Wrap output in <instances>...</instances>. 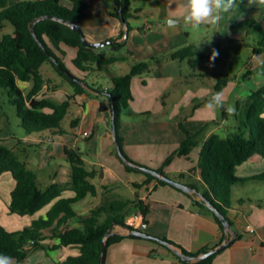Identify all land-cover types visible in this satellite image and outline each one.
<instances>
[{"label":"trees","instance_id":"obj_1","mask_svg":"<svg viewBox=\"0 0 264 264\" xmlns=\"http://www.w3.org/2000/svg\"><path fill=\"white\" fill-rule=\"evenodd\" d=\"M60 1L0 0V26L6 21L13 26L12 33L4 34L0 38V123L3 120L9 122L6 109L11 110L9 107H14L18 126L26 136L42 133L55 136L67 132L61 127V122L68 113L70 100L73 99V96H68L61 103L46 97H38L46 84V79L41 73V67L44 63L49 62L58 74L75 88L76 93H83L85 85L106 94L107 101H100V110L112 112L117 128L116 140L123 154L132 163L138 164L129 158L123 149V138L119 133L120 111L127 108L133 99L132 78L148 72L149 64L146 61L134 63L130 72L125 75L112 73L109 66L118 59L106 58L105 53L97 49H87L82 45L81 36L76 30L51 18L56 17L69 23L79 24L85 17L88 8L87 2L85 0H69L70 6H64L60 4ZM127 1L117 0V6L111 15L120 19L119 11L122 8V14L126 21L127 17H130L126 12ZM247 1L240 0V2ZM261 25L263 24L253 17H248L233 25L237 28L251 26L255 29L257 40L252 46L253 56H258L264 52V29ZM33 28L34 32L32 31ZM50 43L56 47L62 43L77 49L76 56L72 60L73 65L83 72L89 71L94 66L100 71L106 70L111 75V87L94 89L86 80L79 78L83 82V85H80L70 79L62 69H66L70 73L71 71L57 57L49 45ZM119 44L116 43L115 46L118 47ZM194 55H196L195 47L189 45L174 52L172 58L179 60L189 58L192 66L193 61L190 57ZM226 80V78L219 80L215 88L219 89L221 84L226 83ZM22 83H31V87L25 92L21 87ZM241 106L246 107V110L237 119V131L226 137L216 133L207 138L201 146L196 165L190 169L188 174L191 178L188 185L202 193L230 223L233 238L228 241L226 247L241 238V235L234 231V221L229 216L232 186L245 181L264 183V175L246 179L234 175L237 166L246 162L253 155L258 154L264 157V85L237 103L238 108ZM222 111L224 118L225 111L223 109ZM77 122L78 118L72 119L71 127H75ZM179 125L185 133V138L179 143L178 148L165 159L163 166L168 165L176 156L187 157L197 145L199 137L205 132V127L196 132H191L185 128L182 122ZM18 142L21 143L22 141L19 139ZM64 154L71 167L69 184L64 187L58 183H52L45 190H42L38 185L37 173L28 168L26 163L19 158L15 147L10 148L0 140V175L10 173L14 180V187L10 192L8 204L9 212L19 216L33 215L48 206L43 215L33 219L29 225H25L19 230L9 231L0 225V254L13 257L18 264L26 259L31 247L56 250L68 246H76L78 253L68 255L55 264H98L102 242L108 233L111 234L106 238L107 248L126 237L139 239L134 235L125 236L112 232L115 226L134 229L126 221L130 209H133L135 214L141 218L143 224H148L147 216L150 206L140 198L138 192L135 193V199L117 202L102 200L100 204L91 208L87 213L80 214L74 205L88 195L92 197L98 195V188L93 180L97 175L101 176V171L88 169L82 154L76 149L65 147ZM117 157L128 173L144 175L145 180L143 182L133 183L136 189L142 188L152 181L157 182L158 185L171 186L151 174L126 164L118 153ZM157 171L163 173L162 168ZM197 174L198 179L195 177ZM185 176L184 173L179 174L180 178ZM66 190L69 191L68 195H64ZM177 190L181 191L180 189ZM187 195L193 198L192 207L194 209L214 218L222 230V234L214 246L221 244L226 236L221 220L206 206L205 201L200 198L196 199L189 193ZM124 211L126 212L123 213ZM71 221L74 223L71 224ZM158 238L177 246L166 238ZM47 239H55L56 242L45 244ZM226 247L197 262L184 261L173 251H170L183 264H211L216 255ZM209 249V247H204L197 253H191L181 248L183 253L192 256Z\"/></svg>","mask_w":264,"mask_h":264},{"label":"rangeland","instance_id":"obj_2","mask_svg":"<svg viewBox=\"0 0 264 264\" xmlns=\"http://www.w3.org/2000/svg\"><path fill=\"white\" fill-rule=\"evenodd\" d=\"M86 2L89 8L85 12L84 19L79 23L86 38L93 43L109 40L115 42L116 36L113 39H108L105 35L110 34L113 25H121L117 19L110 16V13L117 6V0H87ZM170 2L172 0H128L126 12L130 17H127L126 20L128 32L122 27L124 41L120 42L116 49L114 48L115 43L97 49L104 52L106 58H110L112 55L121 58L109 66V70L116 75L128 74L130 65L133 63L143 60L148 61L149 71L134 76L131 83L134 100L130 103V106L138 113L133 112L132 108L128 107L127 110L123 108L121 110L122 115L129 113L130 116L134 117L130 119V124H124L120 131L123 133V131L129 132L131 130L134 133L133 138L147 141L146 151L148 153L158 155V153L163 152L166 157L173 152H169V150L176 144L177 137H185V133L179 127L180 122L186 124L187 127L194 128L201 124L210 126L214 124V120H218L219 122L223 121L224 126L217 131V134L220 132L222 133V135L219 134L220 136L226 137L236 132L237 119L246 110V107L241 106L238 108L237 103L264 85V52L258 56L252 54V46L257 40L255 29L251 26L233 27L235 23H239L249 16L263 23L264 5L250 3V0L247 2L238 0L236 7L223 14L218 26H201L199 30H194L184 25L180 16H178L179 9L176 7L177 5L172 6ZM60 4L70 6V1L61 0ZM261 26L264 29V25ZM12 31L13 26L11 23L4 22L0 26V38ZM152 32L154 33L150 35ZM150 42L154 43L152 50H150L153 55L142 57L149 51L150 46L148 45ZM49 45L64 66L71 71V74L86 80L94 89L111 87V76L106 70L100 71L96 66L86 72L76 69L72 62L76 56L75 48L62 43L59 44V47L51 43ZM189 45H194L196 52V55L190 57L193 61L192 66L189 58L184 60L172 58V54L178 51L180 47ZM213 49L218 50L219 55L214 61H211L210 55ZM243 68H249L251 72L247 73L245 70L241 74L240 71ZM41 71L48 84L46 92L53 94L54 100L60 101L63 94L58 90L61 89L63 81L66 80L58 74L49 62L42 65ZM54 77L60 78L62 84ZM225 78L227 79L226 83L221 84L220 88L216 89L215 86L219 80ZM86 92L89 94V98L95 100L96 105L93 108L90 103L86 105L88 118L84 130H93L95 133L94 141L98 139L99 142V136L105 128V123L103 122L104 114L99 111L98 104L100 101L106 100L107 97L105 93L92 92L91 88H86ZM217 92L223 94L226 100L225 107L228 105L234 107V114L226 112L225 117L222 119V109L213 114L204 107L210 96ZM148 99L151 102H148ZM146 103L150 106L145 108ZM9 108L11 110L6 109L9 122L3 120L0 125L4 124L5 130L10 135L16 136L18 140L22 141L18 156L27 163L30 169L37 173L39 187L45 190L51 183L61 182L62 179L56 177L55 174L59 175L66 165L70 167V163L63 153L62 140H58L55 136H50L47 133L35 134L36 138L45 140L44 146H30L27 141H23L26 135L18 126L14 107ZM161 108H163L162 111H160ZM166 114L171 115V117H167ZM77 116L82 118L83 108L72 102L69 112L61 122V127L67 131L63 135H66V142L73 139L72 144L76 143V148L77 146L87 148L89 144L84 140L77 139L75 141L76 137L71 127V121ZM190 118L194 121L188 123L184 121ZM166 126H168V129L162 131V129H166ZM208 128H205L204 133L207 132ZM81 130L79 127L76 132L78 133ZM204 133H202V136ZM111 145V149L117 155L115 139ZM89 150L87 148V152ZM193 158L194 156H191V159ZM243 169L240 172L235 170L234 175L237 177L264 175L263 172L250 174L248 171H243ZM8 175L10 176V173L0 175V195L3 198L7 194L8 184L11 182L7 178ZM166 175L170 179L183 184L191 182L189 176L180 178L179 173L169 172ZM135 176L136 174H133V177ZM107 189L102 191L104 192L103 198L116 200V197L108 194L109 190ZM233 190L236 194L231 193V203L243 214L240 217L233 218V229L241 235L239 241L234 243V250L241 254L238 264H264V186L253 181H245L243 185H233ZM134 191H137V189L133 186H124L120 188L119 193L122 194L121 198L123 199H135ZM117 200L114 202H117ZM241 200L244 202H241ZM77 206L74 205V208ZM13 215L11 212L0 215V225L6 227L9 231L19 230L18 228L21 226L12 218ZM229 216L232 218L233 215L229 214ZM244 216L254 223L261 239L256 238V234L245 232L246 222ZM55 260L56 253L49 251L47 248L31 247L26 259L20 264H55Z\"/></svg>","mask_w":264,"mask_h":264},{"label":"crops","instance_id":"obj_3","mask_svg":"<svg viewBox=\"0 0 264 264\" xmlns=\"http://www.w3.org/2000/svg\"><path fill=\"white\" fill-rule=\"evenodd\" d=\"M180 3H181V0H172V2H170V5L172 6L177 5L176 7L179 9ZM88 8H89V5H88ZM111 13H110V16L113 17ZM178 16L180 15L178 14ZM115 19H117V21H119V24L121 25H113V28L110 31V34H106L105 36L108 37V39H113V37L116 36L117 37L115 41V44H116V43H120L124 41V37L122 36L123 26H122L121 20L118 18H115ZM262 24L264 25V22ZM153 33L154 32L150 33V35ZM153 45H154L153 42L149 43L148 45L150 46V48L148 49L149 51L147 52V54L143 55L142 57L153 55L152 52L150 51L152 50ZM183 47L185 46L180 47V49ZM114 48L116 49L117 47L114 45ZM75 50L77 53V49ZM111 57L118 59V60L121 59L116 55H112ZM143 61L148 62L147 60H143ZM131 66L132 64L130 65V68ZM245 70L247 71V73L251 72V69L243 68L240 71V73L242 74ZM54 78H57L56 80L60 84H62V81H60V78L59 79L58 77H54ZM131 83H132V80H131ZM21 87L26 92L31 87V83H22ZM46 88L48 89L47 82L43 86L38 97H46L57 103H61L62 101L67 99L68 96H73L71 103L72 102L77 103L83 108L82 118H80L79 116L74 118V119L78 118V122L75 125V127H72V129L76 137L75 141H77V139L84 140L87 144H89L87 148L90 150L89 152H87V148H81L78 146L76 148L75 146L76 143L72 144L73 139L69 142H66V139H65L66 135H63V134L55 135V137L58 140L60 139L62 140L61 145L63 147V153H64L65 147L76 149L82 154V158L84 159L88 169L90 170L96 169V170L101 171V176L99 177V175H97L96 178L93 180L94 183H96L97 185L98 195L96 197H92L89 195L86 196L83 200H81L80 202L76 204L78 206L75 209L80 214H85L91 208L100 204L102 200H109V201H116L117 199H118L117 201L132 200L131 198H125V199L121 198L122 194L119 193L120 188L124 186H127V187L133 186V183H141L145 180V177L144 175H141L138 173H128L125 170L122 162L117 157L116 152H114L111 149V146H112L111 144H113L114 142V137L112 134V119H113L112 112L110 110L101 111L100 102H99L98 108H99V111L104 114L103 122L105 123V126H104L105 128L99 136V142H98V139L94 141L95 139L94 131L84 130L85 122L88 118L87 117L88 112L86 111V105L90 103L92 108L96 105L95 100H93L92 98H89L88 96L89 94H87L86 92V88H89V87L84 85V92L76 93L75 88L73 86H71L67 81H63V84L61 85V89L58 90L60 91V93L63 94L62 99L60 101L54 100V98L52 97L53 94H48L46 92ZM104 89H107V88H104ZM91 90L92 92H95V90L93 89ZM133 100L134 98L130 101V103ZM105 101H107V98ZM147 101L151 102L150 99H148ZM130 103L128 107L132 108V106H130ZM149 106L150 105L147 103L146 105H144L145 108ZM128 107L124 108V110H127ZM162 109L163 108H161L160 111H162ZM121 112L122 111H120L119 133L121 137L123 138L124 151L127 153L129 158H131L133 161L137 162L140 165L150 167L155 170L162 168L163 174L165 175L166 173L172 172V173H179V174L184 173L186 174V176H188L190 169L194 167L198 161L199 152H200L203 142L207 138H209L212 134H216L217 131H219L224 126V122L223 121L219 122L218 120H214L213 125L206 126V125L201 124V125L195 126L194 128L187 127V125L184 124L185 128L191 132H196L202 127L208 128L209 126V128L207 129V132L203 134V136L201 135L199 137L198 143L196 145L197 147L195 146L196 149H194L195 148L194 147L193 148L194 150H192L191 153L187 157L186 156H180V157L176 156L168 165L163 166L165 159L168 157V156L166 157L165 153L163 152L158 153V155H153L151 153H148L146 151V145H147L146 140L133 138L134 133L131 130L129 132L123 131V133H121L120 130L123 128L124 124H130L131 122L130 119L134 117V116H130L129 113H124V115H122ZM133 112H137V111L133 110ZM154 113L157 114L159 112H154ZM166 115L169 118L171 117V115L169 114H166ZM222 119H223V116H222ZM199 120L204 121L203 119H199ZM184 121H187L188 123L189 121H194V120L190 118ZM79 127L82 130L77 133L76 131ZM167 129H168V126H166V129L165 128L162 129V131H165ZM184 138H185L184 136L183 137L178 136L175 142L176 144H174V146L170 148L169 152L176 150L179 146V143ZM0 140L4 144L9 146L10 148L15 147L17 154H18V150H21L20 148L21 144L18 142V139L16 138V136L10 135V133L7 130H5L4 124L0 125ZM23 141H27L29 145H41L42 147L44 146V142H45V140L43 139L36 138L35 135H28L25 138H23ZM49 141L53 142L54 140H49ZM191 156H194V158L191 159ZM26 158H28V156H26ZM65 158H66V155H65ZM242 169L243 171H248V173L250 174L261 173V172L264 173V157L258 154L253 155L242 165L237 166L236 171L240 172L242 171ZM133 174H136V176L133 177ZM70 175H71V167L66 165V167L61 171L59 175L55 174V176L56 177L58 176L59 178H61L62 181L53 182V183H58L59 185L65 187L70 182ZM195 177L198 179L199 178L198 174ZM238 177L243 178V179L248 178L247 176L246 177L238 176ZM7 178L11 180V182L8 184L9 187L7 190V194L4 196V198L1 197L0 195V215L6 214L9 212L8 204L10 202V192L14 187V180L11 177V175ZM255 183L264 186V183H260V182H255ZM186 184L188 185V183ZM238 184L243 185L244 182H241ZM133 188L135 187L133 186ZM105 189L109 190L108 194H110V196L116 197V200L103 198L104 192L102 191H104ZM136 192H138L140 195V198L143 199L145 203L149 204L150 206V211L147 216L148 224L146 225V229H145L147 233H150L151 235H154L156 237L166 238L177 245V246L175 245L173 246L178 247L180 250L181 248H183L186 251L191 252V253H197L204 247H209L210 249H212L213 246L218 242L222 234V230L220 229V227L218 226V224L216 223V221L211 215L206 214L200 210L194 209L192 207L193 198L187 195V193L179 191L168 185H158L157 182L155 181H152L148 185L137 189V191H134V194ZM68 194H69V191L67 190L64 191V195H68ZM189 194H191L192 197L194 196V198L196 199L200 198L199 195H197L196 193H189ZM232 194L235 195L236 192L233 190ZM241 202H244V201L241 200ZM47 208L48 206L34 213L33 215L19 216V215L14 214L12 218L15 220V222L20 223L21 226L18 229H21L25 225H29L33 219H36L39 216L43 215L45 211L47 210ZM128 214L129 215L126 217V221L131 226H133L134 228H140L143 225L141 218L137 214H135L133 209H130L128 211ZM229 214L233 215L231 216L232 217L231 219L233 220V218L240 217L242 212H240L231 203ZM236 214H239V215H236ZM133 216L135 219L132 218ZM244 217H245V222H246L245 226L246 224H251L255 228V232L250 233L246 231L245 226H244L245 232L249 234H253V235L256 234L257 236L256 238L261 239L260 238L261 236H258L259 234L258 229L254 225V223L251 220H249L246 216ZM73 223L74 221H71V224ZM15 227H19V226H15ZM112 232L127 236L128 228H125L122 226H115ZM227 235H228V241L233 238V233H227ZM237 241H239V239L236 240L235 242ZM55 242H56L55 239H47L45 244H52ZM234 243L230 245L229 247H226L220 253H218L211 264H238L241 254L234 250L235 248ZM261 243H262V240H261ZM251 249L253 250L254 248H251ZM170 250L171 249L168 246L160 242H156L154 240L142 239V238L134 239V238L126 237L119 242L111 244L107 248L106 260L104 264H183L171 252L172 250L171 251ZM49 251L56 253L55 262L65 259L68 255H76L78 253V249L76 246H68V247H63V248H59L56 250H49ZM16 264L18 263L16 262Z\"/></svg>","mask_w":264,"mask_h":264},{"label":"water","instance_id":"obj_4","mask_svg":"<svg viewBox=\"0 0 264 264\" xmlns=\"http://www.w3.org/2000/svg\"><path fill=\"white\" fill-rule=\"evenodd\" d=\"M120 20H121V23H122V26L125 28L126 32H128V26H127V22L125 21L124 19V16L122 14V8H120ZM51 18H54L58 21H61L67 25H69L71 28H73L74 30H76L80 36H81V40H82V45L85 46L87 49L89 50H94V49H98V48H101L105 45H114V41H104V42H99V43H93V42H90L87 38H86V35L84 34V31L82 30V28L80 27V25L78 23H69L67 22L66 20H62L60 18H56V17H51ZM32 31L34 32V28L32 29ZM126 37V36H125ZM41 43V42H40ZM55 61V60H54ZM62 69V68H61ZM62 71L72 80L76 81L78 84L80 85H83V82L82 80H80L78 77L74 76L73 74H71L69 71H67L66 69H62ZM112 134H113V137L115 139V143H116V148H117V152L119 154V156L122 158V160L134 167L135 169L137 170H140V171H143L145 173H148V174H151L153 176H155L156 178H158L159 180H162L166 183H168L169 185L177 188V189H180L181 191L185 192V193H196L197 195H199L200 199H202L203 201H205V204L206 206L212 210L214 212V214L221 220L222 222V225H223V228L226 232V236H225V239L224 241L213 247L212 249H209L208 251L206 252H203V253H200L196 256H192V255H188V254H185L182 252V250H180L178 247H175L171 244H169L168 242L166 241H163L161 239H159L158 237L154 236V235H151V234H148L145 229H146V225L143 224L140 228H134V229H128V235H134L136 237H139V238H142V239H149V240H154V241H158L166 246H168L177 256L181 257L184 261H190V262H197V261H200V260H203V259H206L208 258L209 256L217 253L218 251H220L221 249H223L224 247L227 246L228 244V235L227 233H232V227L230 225V223L228 222L227 218L221 214L218 209H216L203 195L202 193L198 192L196 189L190 187L189 185L187 184H183V183H180L178 181H175V180H172L170 179L168 176H166L165 174L163 173H160L159 171L155 170V169H151L149 167H146V166H143V165H140V164H135V163H132L122 152L121 150V147L119 145V143L117 142L116 140V134H117V128H116V122H115V119H114V116H113V119H112ZM111 233H108L105 238L103 239V242H102V249H101V254H100V257H99V263L98 264H104L105 263V260H106V254H107V246H106V238L107 236H109Z\"/></svg>","mask_w":264,"mask_h":264},{"label":"clouds","instance_id":"obj_5","mask_svg":"<svg viewBox=\"0 0 264 264\" xmlns=\"http://www.w3.org/2000/svg\"><path fill=\"white\" fill-rule=\"evenodd\" d=\"M237 0H181L179 15L184 25L199 30L201 26H218L223 14L236 7ZM250 3L264 5V0H250ZM219 55L218 50L213 49L210 60L214 61ZM226 100L222 93L217 92L210 96L205 108L213 114L221 109L229 114H234L232 105L225 107ZM218 134H221L218 132ZM0 264H16L13 257L0 254Z\"/></svg>","mask_w":264,"mask_h":264},{"label":"built area","instance_id":"obj_6","mask_svg":"<svg viewBox=\"0 0 264 264\" xmlns=\"http://www.w3.org/2000/svg\"><path fill=\"white\" fill-rule=\"evenodd\" d=\"M245 229H246V231H248L250 233H254L255 232V228L251 224H246Z\"/></svg>","mask_w":264,"mask_h":264}]
</instances>
